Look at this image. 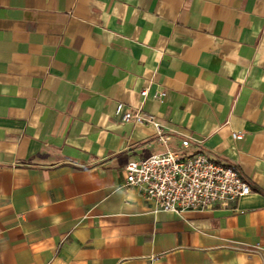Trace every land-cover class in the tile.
I'll return each mask as SVG.
<instances>
[{
	"label": "crops",
	"instance_id": "0c3cea01",
	"mask_svg": "<svg viewBox=\"0 0 264 264\" xmlns=\"http://www.w3.org/2000/svg\"><path fill=\"white\" fill-rule=\"evenodd\" d=\"M185 137L264 192V0H0V264H264L261 192L178 216L122 187Z\"/></svg>",
	"mask_w": 264,
	"mask_h": 264
},
{
	"label": "built area",
	"instance_id": "2783aa9c",
	"mask_svg": "<svg viewBox=\"0 0 264 264\" xmlns=\"http://www.w3.org/2000/svg\"><path fill=\"white\" fill-rule=\"evenodd\" d=\"M140 94L146 98L147 89ZM164 94L160 91L156 97ZM115 106L114 114L122 123L150 124L159 132V123L152 113L140 108L125 109L122 102ZM241 137L240 133L233 134L234 139ZM167 139L165 135L159 138L160 142ZM192 144L197 148L199 141L185 137L176 151L166 148L161 154L127 163L122 187L137 189L153 212L178 216L186 212H208L251 194L253 190L237 166L217 162L199 148L184 152Z\"/></svg>",
	"mask_w": 264,
	"mask_h": 264
},
{
	"label": "trees",
	"instance_id": "16d2710c",
	"mask_svg": "<svg viewBox=\"0 0 264 264\" xmlns=\"http://www.w3.org/2000/svg\"><path fill=\"white\" fill-rule=\"evenodd\" d=\"M245 179V178H244ZM246 180V179H245ZM250 187L252 188V190H257L259 192H261L262 194H264L263 191L259 190L257 187L253 186L252 184L250 185Z\"/></svg>",
	"mask_w": 264,
	"mask_h": 264
},
{
	"label": "clouds",
	"instance_id": "9594fccd",
	"mask_svg": "<svg viewBox=\"0 0 264 264\" xmlns=\"http://www.w3.org/2000/svg\"><path fill=\"white\" fill-rule=\"evenodd\" d=\"M240 259V261H241V264H243V257H241V258H239Z\"/></svg>",
	"mask_w": 264,
	"mask_h": 264
}]
</instances>
